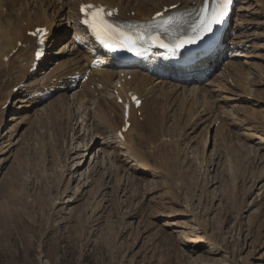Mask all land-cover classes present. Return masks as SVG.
Listing matches in <instances>:
<instances>
[{"label":"bare ground","instance_id":"bare-ground-1","mask_svg":"<svg viewBox=\"0 0 264 264\" xmlns=\"http://www.w3.org/2000/svg\"><path fill=\"white\" fill-rule=\"evenodd\" d=\"M84 1L90 0H82V2ZM91 1L119 6L122 13L129 14L137 20L151 18L164 5L181 2L177 8L180 10L202 4V0ZM252 1L257 5L256 8H260L261 12H264V0ZM80 4L81 0H0V143L7 138L8 134L5 135L4 131L5 123L8 121L17 120V123L11 128L9 139L6 140L9 146L15 139L14 135H19L23 125L32 124L41 127L43 137L49 136V139L56 143L54 145L53 142L52 144L43 140L42 148L46 155V170H48L52 169L56 164V159H59V149L61 148L59 146L64 145L63 143H70L81 137L82 130L85 131L84 135L88 136L90 141L104 131V134L100 136L102 138L100 141L95 139V144L98 143L100 146L96 147L93 144L88 153L89 162L95 161L97 150L102 151L104 159H106L103 161L112 162L111 181H117L121 186L124 185L120 175L121 171H128L129 175L136 177L135 179L153 173L159 174L158 177L164 175V180L167 183H162L165 188L167 186L170 190L168 199L173 203H177V193L179 194L182 188L186 189L188 185H198L195 183L193 168L189 166V164L193 166V159H189L191 151L189 152L188 146V148L185 147L186 149L181 146L183 142L187 144L192 142L193 138H190L192 136L189 134L197 128L201 132L202 145H207L210 141L209 137L216 132L217 135L214 136L216 140L214 142L212 140L211 143L215 147L214 150L220 158L221 165L228 161L235 170L244 172L247 165L243 163L245 161L240 160L244 153L240 146L247 150L249 141L257 142L255 140L257 135H262L261 137L264 138V106L261 104V100L258 101L256 98L258 95L264 96V90H261L264 87V67H258L259 63L249 60L250 57L262 54L260 50H264V44L257 41V35L250 34L252 28L245 23L243 15L239 12L235 18V29L239 34L237 36L239 39L235 40L237 42L233 48L226 49L219 54L213 59L212 65L204 70H199L195 74L174 71L175 75L172 77L171 74L167 75L165 68L150 67L141 70L136 67H121L109 54L94 47L85 29L79 24ZM71 25L75 30L74 34L60 50H57L58 44L61 41L64 43L65 34L68 35L65 29L70 28ZM35 26H49L53 32V39L49 45L48 56L41 64L45 67L44 71L30 77L26 72L27 67L22 62L28 59L31 51L20 46L19 42L33 45L34 39L27 33ZM241 42L243 45L239 49L238 45ZM246 43H249L248 46ZM15 50L16 52L6 59V56ZM96 52L98 55L106 57V62L100 64L97 69H93L94 76L92 78H96H93L92 83L83 84L71 93L66 91L58 93L53 96L54 100H38L37 97H29L35 92L46 90L43 86H48L53 78L64 79L65 76L74 73V69H77L78 65L89 64L92 55ZM73 62L76 65H73ZM221 64L220 73L215 76L213 81H207V76L213 73L212 68ZM122 71L132 76L128 80L122 79L121 94H124L128 88L133 89L141 95L142 103L138 108L141 113L138 114L137 111L131 110L129 127L120 137L119 130L122 129L120 108L122 107L114 101L113 90L117 79L120 80ZM21 82L25 83L24 88L13 94V88ZM94 83L100 87L94 88ZM238 90L241 97L233 95ZM11 96H13L11 107L1 110V107L9 101ZM223 115H227V118L224 119ZM1 125L3 126L1 127ZM247 129L249 130L247 131ZM219 137H222V140ZM197 140L200 139L197 138ZM222 142L226 143V147L222 145ZM259 146L262 147L260 143ZM6 147L1 146L0 156L8 155L14 146L10 150H7ZM85 147L87 152L88 145ZM71 150L73 148L70 150L68 148L67 156L70 155ZM46 151L47 154H45ZM202 155H206V158L201 160L200 168H204V172L208 174L214 162L211 155L205 154V152H202ZM83 157L80 159L82 160ZM88 159H85L82 164H78L75 171L83 168ZM224 160L226 161L224 162ZM101 165L102 162L98 163L96 165L99 167L98 170L94 169L91 172L89 178L92 177V180L87 187L91 192L97 185H100V187L98 186L99 189L102 187L100 194L105 197L111 186L109 184L111 181H105L104 176L102 177L99 171ZM61 167L62 171L59 173L58 179L59 189H55L56 193L64 195L69 192L73 178L69 176L71 174L69 171L72 169L67 168L65 162ZM222 173L226 174L223 167ZM122 189L125 191L126 188ZM47 193L45 191V195ZM263 199L264 197L259 203L258 212L254 218V224L258 223L261 237L259 248L264 247V220L261 219V216L264 215Z\"/></svg>","mask_w":264,"mask_h":264},{"label":"rangeland","instance_id":"rangeland-1","mask_svg":"<svg viewBox=\"0 0 264 264\" xmlns=\"http://www.w3.org/2000/svg\"><path fill=\"white\" fill-rule=\"evenodd\" d=\"M253 2L239 0L237 9L252 28L250 34L261 36L264 35V12ZM65 30L69 36L64 32L66 38L62 44L68 42L75 31L72 25ZM260 38L263 43H259L264 44V36ZM260 53L249 60L264 67V50ZM42 68L40 72L45 67ZM214 70L207 81L215 79L222 64ZM235 93V97H241L239 90ZM261 97L264 98L259 95L256 98L264 106ZM15 123L17 120L5 123L4 132L8 135L5 142L0 143L7 146V150L14 146L11 154L0 156V264H264V247L259 248V226L254 224L264 197L262 135H257V142L249 141L247 150L240 146L245 153L240 160L247 165L241 172L226 160L223 165L219 163L220 158L211 143L216 140V132L209 137L207 145H202L199 128L190 133L192 142H183L181 146H188L191 151L189 159H193V166H189L198 185L182 188L184 190L177 193V203H173L168 199L170 190L162 183H167L164 175L158 177L159 174L153 173L135 179L128 171H121L124 184L121 186L111 181L112 162L103 161L102 151L97 150L95 161L89 162L88 153L95 139H102L104 131L90 141L82 130L81 137L59 146V159L52 169L46 170L43 140L56 143L49 136L43 137L41 127L27 124L31 128L23 125L9 146L6 140ZM222 145L226 147V143ZM68 148H73L69 156ZM202 152L211 155L214 162L208 174L200 168L201 160L206 158ZM85 159L88 162L76 172V166ZM100 161L99 171L112 186L105 197L100 194V185L91 192L87 187L92 180L89 176L94 169L98 170L96 165L101 164ZM64 162L72 169L69 176L73 180L69 192L60 195L55 188L59 186ZM222 167L226 174L222 173ZM122 188H126L125 191ZM261 219L264 220V215Z\"/></svg>","mask_w":264,"mask_h":264},{"label":"snow or ice","instance_id":"snow-or-ice-1","mask_svg":"<svg viewBox=\"0 0 264 264\" xmlns=\"http://www.w3.org/2000/svg\"><path fill=\"white\" fill-rule=\"evenodd\" d=\"M230 0H223V4L221 5V10L219 11L218 16L214 19V23H219V18L223 16V8L227 6V3H229ZM87 10V14L94 18L92 20L91 23H89V20H85V23H89V26L92 27L94 30L100 28V26L104 23L103 21V15L104 14H110V13H106V10L103 9L102 7L97 8L96 6L93 5H87V6H82L81 7V12H86ZM98 21V23H97ZM211 30V28L209 27V31ZM38 32H40L41 30H37ZM37 33H33V35H36ZM42 34V33H41ZM43 42V41H41ZM188 44H192L195 43L194 40H189L187 41ZM183 44H179L177 45V47H183ZM129 51H131V48L128 49Z\"/></svg>","mask_w":264,"mask_h":264}]
</instances>
